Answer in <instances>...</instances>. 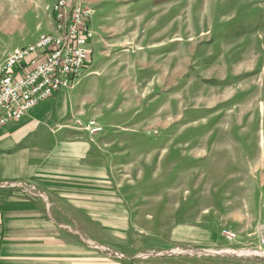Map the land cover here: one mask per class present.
<instances>
[{
	"label": "rangeland",
	"instance_id": "1",
	"mask_svg": "<svg viewBox=\"0 0 264 264\" xmlns=\"http://www.w3.org/2000/svg\"><path fill=\"white\" fill-rule=\"evenodd\" d=\"M55 2L0 0V65L48 34ZM140 4L130 24L144 34L132 41L163 53L147 89L177 98L170 106L169 99L153 104L165 101L171 114L152 118L157 124L147 132L151 152L139 146L143 138L134 131L122 136L124 145L111 148L124 155L115 169L118 185L136 207L123 238L108 236L110 246L123 249V261L131 264H264V256L220 254L264 252V0ZM115 134L104 128L91 138ZM5 186L47 199L36 182ZM140 212L145 219L138 220ZM177 223L213 228L219 244L176 247L168 232ZM225 231L236 238L228 240ZM91 232L100 237L98 227ZM127 254L134 258L127 260Z\"/></svg>",
	"mask_w": 264,
	"mask_h": 264
},
{
	"label": "crops",
	"instance_id": "2",
	"mask_svg": "<svg viewBox=\"0 0 264 264\" xmlns=\"http://www.w3.org/2000/svg\"><path fill=\"white\" fill-rule=\"evenodd\" d=\"M142 1L87 0L95 36L86 72L71 89L0 129V264H131L123 261V249L109 243L113 236L123 238L136 207L125 201L129 192L118 185L115 169L124 155L111 148L124 145L122 136L134 131L143 138L139 146L149 149L147 132L157 124L152 118L165 119L171 114L168 104L177 98L147 89L163 53L140 39L132 41L144 34L130 24ZM48 31L54 32L53 23ZM157 99L170 102L155 107ZM92 118L116 134L92 139L79 131L75 120ZM25 181L42 186L47 199L5 186ZM94 227L99 238L92 236ZM205 227L177 223L168 232L170 241L176 247L217 246L219 232Z\"/></svg>",
	"mask_w": 264,
	"mask_h": 264
},
{
	"label": "built area",
	"instance_id": "3",
	"mask_svg": "<svg viewBox=\"0 0 264 264\" xmlns=\"http://www.w3.org/2000/svg\"><path fill=\"white\" fill-rule=\"evenodd\" d=\"M87 0H56L52 6L54 32L9 55L0 65V129L19 121L43 101L71 89L90 64L92 11ZM88 137L103 134L95 119L75 120ZM232 241L235 233L224 232Z\"/></svg>",
	"mask_w": 264,
	"mask_h": 264
},
{
	"label": "bare ground",
	"instance_id": "4",
	"mask_svg": "<svg viewBox=\"0 0 264 264\" xmlns=\"http://www.w3.org/2000/svg\"><path fill=\"white\" fill-rule=\"evenodd\" d=\"M220 254L236 255V256H264V252H261V251H250V250H240V251L227 250V251L221 252Z\"/></svg>",
	"mask_w": 264,
	"mask_h": 264
}]
</instances>
